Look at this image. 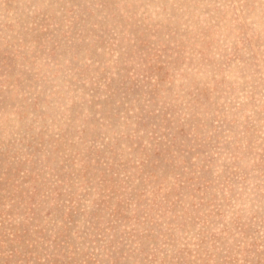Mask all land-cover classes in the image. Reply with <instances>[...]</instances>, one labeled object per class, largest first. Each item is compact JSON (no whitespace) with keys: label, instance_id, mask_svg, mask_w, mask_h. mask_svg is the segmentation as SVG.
I'll return each instance as SVG.
<instances>
[{"label":"rangeland","instance_id":"374dc122","mask_svg":"<svg viewBox=\"0 0 264 264\" xmlns=\"http://www.w3.org/2000/svg\"><path fill=\"white\" fill-rule=\"evenodd\" d=\"M0 264H264V0H0Z\"/></svg>","mask_w":264,"mask_h":264}]
</instances>
